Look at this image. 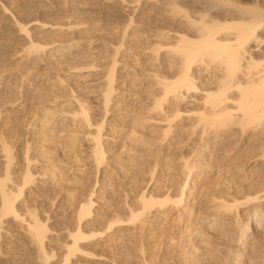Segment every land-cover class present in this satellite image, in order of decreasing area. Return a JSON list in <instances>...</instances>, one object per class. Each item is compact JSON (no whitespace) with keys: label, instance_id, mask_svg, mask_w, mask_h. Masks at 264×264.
I'll use <instances>...</instances> for the list:
<instances>
[{"label":"bare ground","instance_id":"1","mask_svg":"<svg viewBox=\"0 0 264 264\" xmlns=\"http://www.w3.org/2000/svg\"><path fill=\"white\" fill-rule=\"evenodd\" d=\"M85 1L90 0H0L2 25L12 30L15 51L19 54L17 62L21 71L15 77L18 82L13 88L19 89L31 78L41 76L42 73L35 72L36 68L52 64L61 69L65 62L66 71L72 77L97 78L99 95L93 102L102 109L99 119L94 120L88 99L72 94L69 107L64 109L67 114L60 110L61 121L79 120V125L86 129L83 136L90 139L87 152L95 176L89 188L72 197L73 205L66 209L70 222L64 228V237L57 243L59 250L52 244V235L57 234L50 226L47 206L43 208L42 203L38 205L35 201L41 196L43 186L52 185L56 176L64 175V171H59L60 163L45 154L31 155L29 142L14 150L0 134V264H12V251L20 244H24L31 264H129L128 256L135 253L142 264H153L151 257H146L141 241L136 249L128 251V248V252L119 246L112 250L113 253L110 250V253H98L95 249L111 235L123 234L129 228L150 227L152 222L172 210L185 211L187 199L203 189L202 166L205 165L202 158L207 156L204 150L210 148L215 153V145L210 147V143L229 139H236V145L244 140L253 148L244 171L257 176L253 177L256 178L252 184L251 180H246L249 182L246 190L235 193L228 190L223 192L227 194L212 196L210 218L203 231L211 234L205 241L223 255H216L209 249L204 257L211 259L213 264H264V0H96L105 14L126 17L118 35L115 34L116 42L89 36L87 22H81L71 9H63L58 21L41 20L38 15H45L50 7L68 8ZM29 6L41 12L24 15L23 11H29ZM108 16V19L112 17ZM144 24L149 26L147 33L141 29ZM135 40L140 41V45L133 46L131 43ZM133 48L140 51L134 52ZM97 49L98 53L105 51L109 55L108 62L99 63L94 55ZM140 54L145 55L151 68L144 67V60L138 58ZM71 58L73 62L69 61ZM56 59L64 61L59 63ZM127 59L131 64H127ZM58 68L57 71L50 69L42 78L53 88L71 89L63 85L65 79ZM118 71L128 79L133 75L140 84L148 82L152 86L144 111L149 114L148 121L161 125L160 145L177 130L184 134L187 143L193 144L198 137L203 146L195 153H180L171 168L172 176H168L171 184L167 188L158 184L156 163L149 168V179L143 187L135 190L130 183L125 187L121 182H112L109 197L99 202L96 199L99 174L108 164L105 133H108L110 122L107 116L115 111L114 100L129 90L127 87L120 90L115 82L122 77L117 76ZM144 85L138 94L145 92ZM8 103L6 112L13 110L16 100ZM183 104L192 108L181 109ZM52 110L43 106L38 109L36 113L41 118L33 123L32 134L38 135L51 124L48 116ZM185 117L188 118L186 125L181 123ZM56 124L53 123V128L50 125V132L55 130ZM128 136L139 140L134 130H130ZM74 142L69 143L71 149L77 140ZM243 165L246 164L240 166L242 171ZM84 169L78 164L72 177H68L75 179ZM176 177L180 180L174 181ZM56 197L52 203L50 200L48 209H52L50 206L54 205ZM110 208L113 215L108 214ZM123 242L119 245L123 246Z\"/></svg>","mask_w":264,"mask_h":264},{"label":"rangeland","instance_id":"2","mask_svg":"<svg viewBox=\"0 0 264 264\" xmlns=\"http://www.w3.org/2000/svg\"><path fill=\"white\" fill-rule=\"evenodd\" d=\"M81 4V6L72 4V7L70 6L71 8L69 6L68 8L56 7L58 11L55 7H53L54 9L50 7L46 9L45 15H42L41 13L38 14L39 12H41L38 8L29 6L31 10L29 9V11H23L25 14L23 12L21 13H23L24 15H27L26 13H28L29 15L38 14L40 16V19L45 21H58L61 17V13L64 11L63 9H68V11L69 9H71L70 12H76L75 14L73 12L72 13L76 16H79L78 19L80 18L81 22H83L84 24L85 22H87L85 26L88 28L89 33L87 34H89V36L92 37L93 35L100 40H102L103 38L112 39L116 42L118 40V37L115 34L118 35L117 31H119L124 25L126 17L122 16L118 17V19L114 18L115 16L112 14H105L103 6H101V4L96 0H90L88 2L85 1ZM128 12H130V10H128ZM108 15L112 17L108 19ZM3 20L4 19L0 16V23L2 22L0 24V72H3V76L0 75V134L3 135V137L8 140V142H10L14 150L16 148L19 149L24 146L25 142H29L31 155L39 157V155L45 154L49 157H52V160L54 159L55 163H60L58 164L59 171H64L62 172L64 175L60 176V178L56 176L57 178L54 179L52 185L50 184L43 186L41 188V196L37 197L41 200L37 199V202L35 201V203H38V205L42 203L41 206H43V208H46L47 206V214L50 217V226H53V229L55 228L57 234L52 235V237L54 238H52V244L57 247L56 249L59 250V245L57 243H60V240L64 237V231L66 230L64 228H67L69 225L68 223L70 222L68 221L69 215L66 209H68L67 207H72L71 205H73L74 202L73 198L75 195H77L78 192H83L84 190L89 188L95 176L94 166L91 164V160H89V155L87 152L90 139H84L83 136V133H85L86 129L80 126L81 123L79 122V120L73 122L63 120V123V121L60 120V117L62 115V112L60 110H63V114L66 113H64V109H66V106H68L72 99V94H74L78 98H87L90 104L88 107L90 108V115L92 116V119H99L102 113V109L99 105L98 108L96 103L93 102L97 98L96 96L99 95V92L97 91L99 86L98 82H95L97 81L96 77L93 78V76H89L90 78L86 77L83 80L77 76L72 77V74H69L66 71L67 69L65 67H67V65L65 62H63L64 60L58 61L59 59H56V62H63L61 69L57 66L52 67V64H49V66H46V68H36L35 72L39 74L42 73L41 76L35 77L33 79L31 78L30 80H28V83L21 86V88L14 89L13 85L16 83V81L18 82L15 77L17 78V75L21 71L20 65H18L17 62L19 61V54L16 52L17 46L14 44L15 42L11 34L12 30L10 31V28L8 29V27H4L5 25H2L4 22ZM1 26H3L4 28ZM148 28L149 26H146V24L143 25V28L141 27V29H144L146 33L148 31ZM112 29L115 30H113L112 32ZM68 35L69 34H67V36ZM135 41L136 42L131 43L133 46L140 45V41ZM126 44L128 43L126 42ZM84 49L86 50L87 48L85 47ZM132 50L134 52L136 50V52L140 51L135 48H133ZM95 52V57L100 61L97 62H108L109 55L106 54L105 51L98 53L97 49ZM122 55H124V53ZM138 58L141 61L144 60V67H152L150 66L149 62L145 61L146 58L144 54H140ZM69 61L73 62L74 58H71ZM129 63L130 61L128 60L127 64ZM145 63H147L148 65ZM56 67L58 68V70H60L58 73L62 75L63 78H61L66 80L62 81L63 85L66 86V88L68 86H71L72 90L70 89V87H68L66 90H63V92L62 88H55V86L54 90L53 86H50L48 82L46 83V81L42 78L43 74L45 75L50 69L51 71H57L55 70L57 69ZM119 71L117 73V76L120 75L122 77L120 79L117 78L115 82L117 83L120 90L126 89V87L129 90L128 93L122 95L123 97L114 100V103L116 104V108L114 109L115 111L112 110V113L110 111L109 115L107 116L110 124H112L114 127L117 125L118 126L117 128H114L112 125L108 124V133H105V136L107 137L105 138V147L107 150L108 164L106 167H103V171H101L99 174V182L96 187V199H99V202L101 201L100 199L104 200V198L107 199L109 197V194L113 190L109 185L112 182H121V185L123 184L125 185V187L130 183L131 188L135 190L143 187L149 179V168L153 167L156 163L157 166L155 173L156 178L159 179L158 184L160 186L162 185V187L167 188L171 184L169 182L170 180L168 179L173 174V170L171 168L173 167L180 153H191L192 151L193 153H195L196 151H200L203 146V144L198 140V137H196L197 141L195 140L193 142L194 145L192 143H187L186 141H184V134L182 132L178 133L177 130L173 133L174 135L171 134L170 136L165 138V140H162V144L160 145V143H158V139L159 137H161V125L157 122H151L152 120L148 121L149 114L144 111L146 106L145 104H147L146 102L148 93H150L149 87L152 88V86H149L148 82H143L140 84L133 75H130V78L128 79V77L122 74L123 72L121 73ZM144 84L146 85L145 92H142V94L140 95L138 93H140L139 91L142 90V85ZM18 90L19 93H16L18 92ZM14 100H16V104L14 105L13 110L11 109L10 111L6 112L4 109L9 104L8 102H12ZM64 103L67 104L64 105ZM42 106L49 107L51 110L53 109V113L48 116L50 117L49 121H51V124H49V126L46 127V129H44L43 131H39V133H37L38 135H36V133L32 134L35 122H38L41 118V116L38 117L39 114L37 115L36 112L38 111V109L40 110ZM191 108L192 106L187 104H183L181 106V109ZM55 118L56 120H58H54ZM185 119L181 123L186 125L188 124V118L185 117ZM59 121H61L63 124ZM53 123H57L55 125L57 127L54 128L56 131L53 130V132L51 129L52 132H50L49 127L51 125L50 128H53ZM25 125L27 128L25 127ZM113 130L115 131L114 134H112L114 132ZM130 130H134L136 132V135L139 138L138 142L132 138H129L128 134ZM72 132L76 135L71 134ZM74 140L75 142L77 140V142H74L75 146L73 145L74 147H72V150L69 146V143L73 142ZM235 143L236 139H229L225 142L218 141L217 143H210V147L215 145L213 147L215 153L210 148L204 150L205 155L207 156H205V158H202V163L203 165H205L202 166L203 175L201 186L203 189L201 192L198 190L197 194H195L192 198L187 199L188 206H186L185 211L177 212L172 210L168 212L166 216L164 215L157 219L154 223L152 222L150 227L138 228L137 230H131V228H129L127 231H124L123 234L118 233L114 234L113 236L111 235L110 238H106L105 242H100V244L98 245L99 247H97V250L95 249V251L98 253H113L115 248L118 246L121 250L125 249V251H127L129 248L128 251H130V249H136V246L142 243L143 247H145L146 249V257L148 256L149 259L151 257L153 264H160L163 262V264H213L211 259L204 257L206 250L212 249L211 251H215L214 253L216 255H223V253H218L215 246L211 245L210 242L207 243V241H205V239L209 240V235L211 234H205L203 231V229L206 230V228H203V226H206L207 224L205 222L210 218L209 216L211 212L209 208H211V200L213 198L212 196H217L219 195V193L228 192V190H230V193L246 190L249 182L250 184H252L253 180L256 178L255 177L253 179L256 174L250 176L248 173H246V171H244L249 165V162L246 161L249 157V153L253 152V148H250L249 144L247 142H244V140L239 145H236L237 143ZM249 143H251V140L249 141ZM231 149L233 150L231 153H229ZM225 151H228V154ZM243 163H245L246 165H243L244 169L242 171L240 169V166ZM78 164L80 166H84V171H82L81 174H77L76 176L78 177H76L75 179L69 178L70 176L72 177L73 173H75L73 171L76 169V165ZM113 170L118 174H115ZM248 176H250L251 178ZM72 180L73 182H71ZM175 180L179 181L180 178L176 177L174 178V181ZM246 180L251 181L248 182ZM54 197H56V199L53 200L54 205L50 206L52 207V209H48L50 200L52 203V199ZM112 211L113 210L111 208L108 209V212H110L108 214L113 215L114 211ZM197 235H199L200 237L198 238ZM122 242L124 243V245L126 244V246L119 245V243L122 244ZM103 245H105L106 249ZM19 247H17L18 249H14L16 252L12 251V264L14 262V264H31L24 244H20ZM108 250H110V252ZM133 253L134 252H132V254ZM130 256H128V258H130L128 260L130 261L127 260L129 264H142L141 258L136 255V253L135 255L133 254V256Z\"/></svg>","mask_w":264,"mask_h":264}]
</instances>
